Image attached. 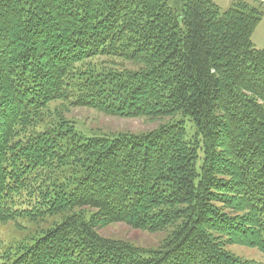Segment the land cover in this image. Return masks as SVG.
Listing matches in <instances>:
<instances>
[{"label": "trees", "instance_id": "16d2710c", "mask_svg": "<svg viewBox=\"0 0 264 264\" xmlns=\"http://www.w3.org/2000/svg\"><path fill=\"white\" fill-rule=\"evenodd\" d=\"M260 18L245 0H0V223L25 231L0 264H264L228 248L264 256ZM76 107L160 121L82 136ZM114 223L164 237L100 233Z\"/></svg>", "mask_w": 264, "mask_h": 264}, {"label": "rangeland", "instance_id": "374dc122", "mask_svg": "<svg viewBox=\"0 0 264 264\" xmlns=\"http://www.w3.org/2000/svg\"><path fill=\"white\" fill-rule=\"evenodd\" d=\"M168 3L173 4L174 0H167ZM222 11L230 8L234 3L240 0H214ZM251 6L257 8L261 12V18L257 24L252 36L251 42L256 49L264 48V0H245ZM131 67V66H130ZM65 117L72 119L75 123L77 131L82 136H87L96 133H145L153 130L158 126L160 120L150 121L144 117H125L107 115L102 112L90 108H68L64 111ZM166 120L165 118H162ZM19 226L26 224L20 221ZM32 225V224H31ZM33 226V225H32ZM20 229V228H19ZM16 223L13 221L0 223V240L2 242L11 243L15 239L23 238L25 231L19 230ZM103 236L110 238H117L128 241L136 246L144 248H158L164 232H149L141 229H133L123 223H114L107 225L100 229ZM232 252L241 258L254 259L257 261H264V256L256 249L241 245H231L228 247Z\"/></svg>", "mask_w": 264, "mask_h": 264}]
</instances>
